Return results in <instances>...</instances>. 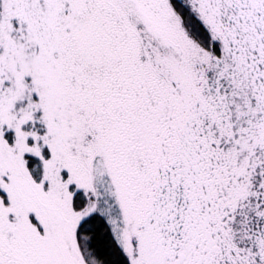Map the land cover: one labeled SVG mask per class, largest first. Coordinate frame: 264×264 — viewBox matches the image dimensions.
I'll use <instances>...</instances> for the list:
<instances>
[{
	"label": "rangeland",
	"instance_id": "obj_1",
	"mask_svg": "<svg viewBox=\"0 0 264 264\" xmlns=\"http://www.w3.org/2000/svg\"><path fill=\"white\" fill-rule=\"evenodd\" d=\"M182 1L220 56L169 0H0V264H97L77 236L97 157L131 264H264V223L243 255L230 232L264 166V0ZM214 137L239 143L231 170Z\"/></svg>",
	"mask_w": 264,
	"mask_h": 264
},
{
	"label": "trees",
	"instance_id": "obj_2",
	"mask_svg": "<svg viewBox=\"0 0 264 264\" xmlns=\"http://www.w3.org/2000/svg\"><path fill=\"white\" fill-rule=\"evenodd\" d=\"M169 2L181 19L186 32L198 46L203 51L220 56V43L213 38L208 28L191 11L189 5L182 0H169ZM214 131H217V129ZM207 144L210 152L207 158L209 168L217 172L218 166L231 170L230 162L233 161L232 156L239 152V143L236 140L231 141L214 137L212 143L208 141ZM260 152L264 155V142L261 145ZM44 154L45 159H48L49 153L47 150ZM28 167L33 178L40 181L43 174V161L39 158L28 157ZM249 176L251 179V185L247 186L249 194L246 197H240L237 201V209H233L235 216L240 217L242 215L241 222L239 218L238 220H232L230 226V232L241 255H243L242 249L247 248V243L254 248L259 246V239L255 244L250 238L251 236H258L264 223V219L260 217L261 212L264 210V166L253 173L250 172ZM93 180L97 206L95 212L87 216L78 226L77 236L80 243L86 248V254L94 263L131 264L121 241L122 213L116 200L114 186L100 157L94 160ZM71 189L75 192L73 198L74 209L81 210L85 208L88 204L86 193L75 191L74 187ZM255 208H257L256 212L251 215ZM257 261L259 264L262 263L260 258Z\"/></svg>",
	"mask_w": 264,
	"mask_h": 264
}]
</instances>
